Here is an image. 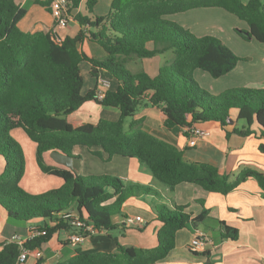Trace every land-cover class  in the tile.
Segmentation results:
<instances>
[{
	"label": "trees",
	"instance_id": "trees-1",
	"mask_svg": "<svg viewBox=\"0 0 264 264\" xmlns=\"http://www.w3.org/2000/svg\"><path fill=\"white\" fill-rule=\"evenodd\" d=\"M68 1L69 13L81 2ZM96 1L86 0L87 11L93 12ZM36 3L51 12L50 0ZM196 8H221L233 14L247 24V29H235L243 39L264 43V0H111L106 16L95 15L91 20L77 12L74 18L83 28L75 36L63 39L57 38L53 28L23 31L18 21L26 9L15 0H0V157L4 160L0 208L17 221L43 220L38 225L42 234L25 240V247L40 249L53 233L62 229L83 233V228L62 217L68 210L99 232L117 227L113 216L120 214L127 198L163 199L151 186L125 182L109 174L83 175L74 168L48 164L44 159L45 153L55 150L79 158L72 153L75 145L89 150L100 147L107 159L114 155L136 158L169 189L186 182L227 194L252 177L264 197L263 172L242 167L231 178L230 174L220 173L216 165L187 162L175 144L144 130L142 120L133 118L136 109L147 101L161 109L163 126L169 130L215 121L226 136L234 132L264 138V86L227 87L211 94L194 79V72L219 78L241 60L218 37L196 36L167 18ZM85 37L98 44L105 56L97 58L79 49ZM165 51L172 52L174 66L162 63L154 76L144 69L132 71L127 67L129 59L149 58ZM83 61L90 64L93 76L102 71L115 79L116 88L105 90L102 99L96 98L97 85L83 92ZM89 100L116 107L118 119L99 118L95 123L73 126L67 116ZM15 129H22L34 142L38 168L59 177L60 186L35 194L20 186L25 159L22 147L11 135ZM258 147L264 152V144ZM199 203L203 206L204 201ZM153 210L155 219L161 222L156 246L118 244L113 252L77 249L74 255L55 264H151L164 259L175 247L179 229L194 227L208 215L204 207L194 217L181 205L170 208L156 204ZM217 229L222 239L238 236L237 228L223 221H219ZM19 250L15 242H0V264H13Z\"/></svg>",
	"mask_w": 264,
	"mask_h": 264
},
{
	"label": "crops",
	"instance_id": "crops-1",
	"mask_svg": "<svg viewBox=\"0 0 264 264\" xmlns=\"http://www.w3.org/2000/svg\"><path fill=\"white\" fill-rule=\"evenodd\" d=\"M37 1L45 0H15L19 6L26 9L25 15L18 21V26L23 31H48L54 28L57 38L63 39L65 36H75L83 28L74 18L77 12L91 20L96 15L94 12L84 9L86 0H81L78 8L70 11L66 25L55 26L51 12L44 5L36 3ZM232 31L236 32L233 28ZM238 36L236 39L241 41V44L248 45L252 40ZM98 47H100L98 44L86 37L79 44V49L87 54L102 58L106 53ZM152 58L154 59L155 55ZM247 60L250 62L249 64H239L238 61L231 71L221 76L226 77L224 88L264 86V70L261 74L255 75L254 68L250 70V67H255L254 57L250 56ZM160 62H154L155 64L152 65L148 64L147 60V67L143 69L150 76H154ZM80 70L83 82L86 80L88 83L86 88L83 84V92L94 85L99 86V80L103 77L108 79L109 89H115L118 85L115 79L106 76L102 71H98L97 76H93L90 73L88 62H81ZM248 73L254 74V76L250 77ZM118 117L119 110L116 107L103 106L89 100L71 112L67 116V120L76 127L87 122L95 123L99 118L116 120ZM133 118L142 120L141 127L144 130L175 144L183 151V159L187 162H206L216 165L220 173L230 174L231 178H234L242 167H250L264 173V152L258 147L260 143L264 144V138L256 137L253 134L242 136L234 132L226 136L225 131L215 121L194 124L193 126L206 129L209 132L207 136L194 138L186 127L166 129L163 126L164 115L161 109L147 101L136 109ZM129 120L130 118L127 122ZM236 124L238 127L241 126V122ZM93 151H100V156L95 155ZM72 153L80 155L79 158H72V168L78 173L87 175L107 173L120 176L125 182L151 186L163 195V199L158 200L152 196L129 197L124 202L120 214L113 216L117 227L95 232L79 244H73L69 239L73 234L72 229L59 230L40 246L41 257L37 258L33 253H30L24 264H55L58 260L74 255L77 249L82 252H113L118 244L154 247L157 245L156 232L161 226V222L155 219L153 206L156 204H164L170 208L177 205L185 206V211L191 213V217L199 215L204 207L208 209V215L194 227L179 229L176 232L175 247L164 259L151 264H264V197L262 189L254 178H247L227 194L206 191L200 186L186 182L179 183L173 189H169L155 179L149 169L136 158L114 155L107 159V155L100 150V147H92L89 150L79 145L73 147ZM44 159L48 164L67 168L56 163L51 158L50 152L44 154ZM0 160H2L1 157ZM83 165L85 166L83 167ZM53 182V187L62 184V180ZM199 200L204 201L203 206ZM127 215L141 216L143 224H126L124 218ZM0 219V242H5L14 234L25 238L30 225L38 226L43 222L41 219L17 221L8 218L1 208ZM8 221L16 223L17 226L9 227ZM219 221L237 228V238L222 239L217 229ZM20 223L25 224H23L24 231L21 229ZM196 229L204 231L208 238L202 251L191 250L189 246Z\"/></svg>",
	"mask_w": 264,
	"mask_h": 264
},
{
	"label": "rangeland",
	"instance_id": "rangeland-1",
	"mask_svg": "<svg viewBox=\"0 0 264 264\" xmlns=\"http://www.w3.org/2000/svg\"><path fill=\"white\" fill-rule=\"evenodd\" d=\"M110 7V0H97L93 6V12L99 16H106ZM86 9V5L84 6ZM167 18L171 19L175 23L185 27L196 36L212 35L218 37L221 42L236 55L241 57L239 64H249L247 59L250 56L254 57L253 68L255 75H259L264 70V44L258 43L256 40H251L250 44H241L236 38L238 33H233V29H247V24L238 19L233 14L226 12L221 8H196L185 12L168 15ZM240 36V35H239ZM238 36V37H239ZM240 38V37H239ZM101 48V47H98ZM152 58V57H151ZM132 58L127 60V67L132 71H137L147 67L148 64L154 65V62L161 61L162 63H168L174 66L173 54L171 51H165L163 53L155 55V58ZM159 58V59H158ZM145 60V61H143ZM150 60V61H149ZM156 60V61H155ZM249 66V65H246ZM199 72V71H197ZM254 74L248 75L254 76ZM242 77L241 74H239ZM194 79L204 89L208 90L211 94H216L220 90L224 89L226 77L213 78L205 72L193 73ZM88 86L87 81H84V87ZM262 85H257L261 87ZM236 87V86H233ZM100 89L107 90L108 87L99 86ZM126 128V125H125ZM11 135L18 141L24 152L25 168L23 176L19 182L20 186L27 192L35 194L54 188L53 181L59 180V177L42 173L38 168L35 161V145L31 141L22 129H15L11 132ZM85 165H83L84 167ZM4 168V160H0V173ZM107 174V173H104ZM87 175V174H83ZM91 175V174H89ZM112 175L113 174H109ZM115 176V175H114ZM119 178H121L119 176ZM122 179V178H121ZM58 187V186H57ZM1 221V219H0ZM11 224V225H10ZM24 223H20L21 229L24 231ZM2 225V224H1ZM8 226L14 228L16 223L8 221ZM8 228V227H7Z\"/></svg>",
	"mask_w": 264,
	"mask_h": 264
},
{
	"label": "built area",
	"instance_id": "built-area-1",
	"mask_svg": "<svg viewBox=\"0 0 264 264\" xmlns=\"http://www.w3.org/2000/svg\"><path fill=\"white\" fill-rule=\"evenodd\" d=\"M50 7H51V14L54 20H56L55 26L56 25L65 26L67 22V17L69 15V11H68L69 1L50 0ZM84 28L88 29L89 26L85 25ZM101 85L104 87L109 86V81L106 77L100 78L99 86ZM99 86H97L98 89L96 91V98L102 99L105 90L100 89ZM187 129H189L190 133L194 138L207 136L209 134L208 130L195 126L188 127ZM62 217L64 219H68V221L72 225L83 228V233L71 234L69 239L73 244H79L83 242L87 237L97 232L96 230H94V228L91 225H88L85 222H83L81 219H79L74 211L68 210L62 214ZM124 222L129 225H135V224L141 225L143 224V219L141 218V216L127 215L124 218ZM263 227H264V223H263ZM39 234H42L40 228L37 225H30L28 228L27 236L25 238L21 237L20 235L14 234L5 241V242H15L19 245L20 248L19 255L17 256L13 264H24L30 253H33L37 258L41 257L42 254L39 248L30 249L23 245L25 240H30ZM207 242H208V238L206 236V233L202 230L196 229L193 237L191 238L189 246L191 250L202 251Z\"/></svg>",
	"mask_w": 264,
	"mask_h": 264
},
{
	"label": "water",
	"instance_id": "water-1",
	"mask_svg": "<svg viewBox=\"0 0 264 264\" xmlns=\"http://www.w3.org/2000/svg\"><path fill=\"white\" fill-rule=\"evenodd\" d=\"M106 76L111 77L107 73H105ZM51 158L58 164L64 165L67 168H72V157L64 154L62 152H59L57 150L50 152Z\"/></svg>",
	"mask_w": 264,
	"mask_h": 264
}]
</instances>
